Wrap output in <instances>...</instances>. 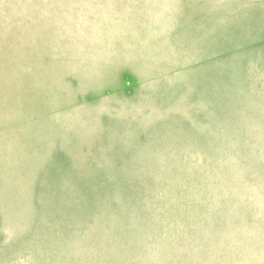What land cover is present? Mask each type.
Instances as JSON below:
<instances>
[{
  "label": "rangeland",
  "instance_id": "374dc122",
  "mask_svg": "<svg viewBox=\"0 0 264 264\" xmlns=\"http://www.w3.org/2000/svg\"><path fill=\"white\" fill-rule=\"evenodd\" d=\"M264 255V0H0V264Z\"/></svg>",
  "mask_w": 264,
  "mask_h": 264
},
{
  "label": "crops",
  "instance_id": "0c3cea01",
  "mask_svg": "<svg viewBox=\"0 0 264 264\" xmlns=\"http://www.w3.org/2000/svg\"><path fill=\"white\" fill-rule=\"evenodd\" d=\"M256 257L259 259L251 264H264V255H262L261 252H259Z\"/></svg>",
  "mask_w": 264,
  "mask_h": 264
}]
</instances>
